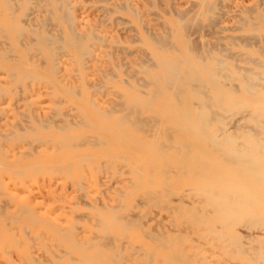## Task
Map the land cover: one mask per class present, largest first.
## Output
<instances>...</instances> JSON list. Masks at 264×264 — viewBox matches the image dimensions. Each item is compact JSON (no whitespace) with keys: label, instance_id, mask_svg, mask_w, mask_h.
<instances>
[{"label":"rangeland","instance_id":"374dc122","mask_svg":"<svg viewBox=\"0 0 264 264\" xmlns=\"http://www.w3.org/2000/svg\"><path fill=\"white\" fill-rule=\"evenodd\" d=\"M70 1L73 6L74 15L78 19L79 18L84 19L83 20L84 22L81 25H79L78 30L89 28L94 34L101 37L100 39L96 38L92 40L93 45H91L90 54L80 55L72 47L65 48V50L61 49L62 51L60 49L58 51L57 49L55 57L61 61L60 62L58 59H56V66H57L56 75L59 77V82L54 79V76L51 74L50 71H48L47 69L43 67L42 68L39 67V68H35V70L37 72L38 71L41 72V74L46 76L48 79L45 77H41L39 81L38 78L36 80H34V78L32 77L27 78L25 83L22 84V86H20L21 84L19 85V83L15 85H11L9 83L3 84L6 86H9V89L12 90L13 93H6L2 95V97L0 98V103H2L3 105L2 106L0 104V108H2V110L0 109V134H2L1 136L4 135V138H0V151L3 152V154L2 152L0 153V192H1L0 193V204L2 202V204L0 205V208H2L0 209V264H11V263L12 264H32V263L40 264L38 262L39 260L43 264H66V263L67 264H110V263L114 264L113 261L115 260L119 261V259H121V255L125 257L124 259L123 258L121 259L122 262L124 261L128 262L127 259H131L134 262L133 263L131 260H129L131 261L129 264H138V263L141 264L142 262L143 264H145V261H144L145 259H146V262L148 260L147 264H151V263L168 264L167 262H169V264H181V263L190 264V262L191 264H197V262L198 264H203V263L205 264H256V263L264 264V259L261 258L260 259L261 263H259L260 262L259 258H256L255 255H252L250 251L251 245L248 246L247 244H244V245H241L240 247V244L236 243L240 248H243L240 250L239 247H237V245L235 246V243L232 241L233 243L232 242L231 243L235 247H232V245H230L231 247L229 246L227 248L228 243L231 241L230 234L232 232L234 233V230L236 228L237 230L244 232L246 231V227L243 226L242 223H237L235 227L231 225L223 224L219 221L217 217H214L213 215L214 212L211 213L212 211H215L214 210L215 208L209 204L210 199H209V196L206 195L205 191L199 190V187H198L200 185V189H201V184L199 180L202 178L201 176L202 168L196 167L192 169L191 168L192 166L189 164V163L192 164L193 162H200L203 159L202 152H200L201 150L200 149V139L192 136L191 133L186 132L183 128L179 129V126H177L175 122H173V117L171 116V114L175 110H178L182 106L181 104H184L183 100L187 98V96L186 95L181 96L180 100L176 98L177 100L176 101L174 100L175 97L173 99V96L170 90L161 89L162 92L161 91L158 92V90L156 89L157 83L156 84L153 83L156 81V80H153L154 79L153 76L159 73L157 72L159 71V68H157L159 67L158 57H162L164 59L170 58L171 56L172 57L173 56L182 57L184 56V51L182 50V48H185L187 51L189 50L188 46H190L191 48L193 47V49L195 48V50H202L204 46L211 47L212 45H215V46L217 45L216 48L214 46L211 48L212 53L214 54L215 57H219L223 55L224 51L226 50L225 53L227 54H224V55H229V56L224 57L223 55L221 57L225 58L226 61H228V64L233 67L232 69L235 72H237L239 68L243 69L244 67L245 68L253 67V69L255 68V69L263 70V68L259 67L256 63L254 64L253 60L255 61L262 60L264 62V51H263L264 50V45H263L264 35L262 36V34H264V29H263L264 22H262L259 18H257V14H256L258 11H261V13L264 14V0H223V1H220V0H205V1L204 0H130L132 6H134V8L138 9L139 11L138 17L128 12H125L123 10H119L115 6V4L112 2V0H104V1L102 0L101 1H98V0H70ZM218 1L220 3L219 5L216 4L217 5L216 6L212 4L216 2L218 3ZM193 2L194 4L196 3L195 4L196 6L193 4ZM197 3L198 4L201 3V4L197 5ZM211 4L214 7H212ZM190 6H194L196 9H199L201 11L200 12L199 10L196 11L194 10L193 7H190ZM201 6L203 8L200 9ZM171 7L172 8L174 7V9H172ZM184 8H187L186 11ZM211 8L213 9L215 8L214 13L212 12L213 9ZM254 8H256V10ZM206 9L207 10L209 9V11L207 12ZM249 9L251 10L250 12H252L251 13L252 15L248 12ZM104 10H106L105 12L106 13L108 12L109 15H107L108 13L106 14L105 12H103ZM180 10H182L184 13ZM191 10H192V13H191ZM244 10H246L249 13L250 18L253 17V19L251 18L249 21H247V23L244 22L246 25L241 23V21L239 20L242 17V14H244L245 12ZM187 11H190V12L187 13ZM194 11L202 14V15L201 14L199 15L198 13V16H200V19L202 20L201 21L199 19L200 20L199 25H198V20H197L198 16L196 18V15H195L196 13ZM176 12L177 13L182 12L183 14L182 16H185V15L186 16L182 17L181 13L180 14L178 13L182 17L180 19L179 16L176 15L177 14ZM189 13L192 14L191 15L193 17L192 20L191 18L188 17L190 16L188 15ZM44 14L45 12L42 13V16H44ZM177 16L179 19L177 18ZM208 16H212V17L209 18ZM221 16H223V18H221ZM211 19H213L214 21ZM215 20H217L218 22ZM237 21L239 24L237 23ZM252 21L257 22L258 24L255 25ZM213 22H216V23H213ZM251 22H252V25H251ZM189 23H191L190 26H189ZM205 23H207L208 25L207 24L204 25ZM194 24L195 25L197 24L196 25L197 28L194 26ZM217 24L220 26H218ZM144 25H146L147 27L146 26L144 27ZM217 26L219 28L221 26L222 27L224 26L223 27L224 30L221 28V30L223 31L219 32L221 34L215 32L216 29L214 28L218 29ZM201 27L203 28V30ZM240 27H242V29L244 30H242ZM252 27H258V28L261 27L262 30L252 29L251 31ZM146 28H147L148 33L146 32ZM210 28L214 30H211ZM197 29L199 30V32ZM239 29L241 30L238 31ZM166 30L169 31L167 33L168 35L165 33ZM209 30L212 33H210ZM184 31H186V33ZM216 31L218 32L220 30L218 29ZM183 32L185 35L183 34ZM187 32L191 34V36ZM200 32L202 34H200ZM157 33L158 35L162 34L168 37H170L171 35L169 39L175 42V44L172 42L173 43V44L171 43L172 45L170 44L166 47H162L161 48L162 51H161L156 45H154L153 40L151 38V37L156 36ZM248 34L249 35L252 34V35L249 36ZM257 34L258 36H255ZM206 36H209V37H206ZM217 36L218 38H221V37L222 39L224 38L223 41L225 43L218 42V40L220 39L217 40L216 39ZM261 36L263 39L261 38ZM19 37L21 38L22 35L18 34V38ZM252 37L254 39L256 37V40H255L256 43L253 42L254 39ZM198 38L199 39L201 38L200 45L198 44L199 42ZM257 38L260 39V43ZM188 39H192L193 40V41L191 40L192 43H190V41H186ZM202 39H204V41ZM131 40L132 42L133 40H136V41L135 43L134 42L131 43L130 42ZM239 40L240 41L242 40L241 42L243 46L241 45V42ZM210 41H215V42H210ZM233 41L236 43H234ZM243 41L244 42L247 41L246 43L248 42L249 43L251 42V43L250 45H246ZM203 42L206 44L204 45ZM197 44L201 46L202 49L201 48L199 49V46ZM222 44H225L226 46H223ZM231 44H232V47H231ZM233 44H235L236 46ZM237 44L241 46L238 45L239 46L238 47ZM256 44H258L259 46L258 45L255 46ZM112 46L114 49L112 48ZM175 46L177 49L173 48ZM121 47H124L126 49L124 50V48H121ZM20 50H21L20 47H16L17 52H19ZM108 50H109V53L107 52ZM112 50H113V53H112ZM258 50L259 51L262 50L261 53ZM33 52L34 50H31L30 57L32 59V62H34L33 63L34 65L37 63H41L43 59L44 61L43 66L46 65V67L50 68L51 60H49V58L46 57L43 54V52L38 51L42 55L39 54L38 52H36V54ZM125 52L129 55L126 56ZM146 52L148 54H146ZM212 53L210 52L209 54L211 58L208 56L206 57V60L212 61L215 58ZM112 54H113V57H112ZM137 55H139L140 57H143L144 55L145 58L140 59V57ZM25 57L27 58V56ZM35 57H37L38 59ZM231 57H234V58L232 59ZM246 57L249 58L250 60L248 61ZM142 60L144 61L142 62ZM129 61H130V64H129ZM235 61H237V65H239L238 68L235 67L237 66L236 63L235 65L233 64V62ZM115 62L117 63V65L115 64ZM125 63L129 66H127ZM115 65L118 67H116ZM123 65L127 66L128 70ZM140 66L141 68L143 67L148 74L144 72L145 71L144 69L143 71L137 70V69H141ZM109 67L110 69H113L114 72L111 71ZM132 68H136V69L133 70ZM107 69H109L112 72L110 76H107L109 74H106V73H110V71H108ZM125 69L127 73H124ZM100 70L101 71L103 70L104 73L101 72ZM147 70H150V71H147ZM4 73L6 74L7 70L5 68L3 69L0 68L1 77L5 76ZM115 73L117 76L115 75L113 76V74ZM104 75H106L107 78L103 77ZM109 77H113V78H109ZM141 77L142 79L140 80ZM149 77L151 78L153 82L150 81ZM105 78L106 80L109 78L108 81L104 82ZM143 78L146 80L143 81ZM50 80L54 81L55 87L57 88L59 93L54 92L55 89L52 87L51 82L49 83ZM230 81L233 82V83L231 82L233 86H231L232 84L230 83ZM219 82L220 81L218 82L216 81L214 83L221 86L224 90H228V88L230 87H232L230 88L232 90L233 89L235 90L236 88V90L238 89L237 90L238 92L235 91L237 95L246 96V94L244 93L241 87L240 79H237V78L230 79L228 83L225 82V80H223L222 84L226 83L228 84V87L227 85L224 84L225 85L224 86ZM214 83H210V84L209 82L205 83V86L203 89L204 95L203 93L200 94V97L197 100L194 98H190V99L188 98V102L190 106L193 108L204 106V102H203L204 96L205 97L211 96V99H214L215 98V91H214L215 84ZM95 84L97 85L96 87L94 86ZM234 84H237V85L234 86ZM194 85L197 86V83H194ZM239 87H241V90ZM65 88H69L73 91H77L78 92L77 95L79 96H77L76 94H73V95L67 94L64 90ZM136 88H138L139 92L137 91ZM152 88L154 92L156 90L157 91L155 93L152 92ZM7 89L8 88H5V87L1 88V90H7ZM100 89L102 90L104 89L103 93L101 92ZM206 89L207 90L209 89L208 91L209 93L206 92ZM143 90L145 92H143ZM98 92H101V93H98ZM158 93L161 95H159ZM116 94L117 96H115ZM132 95L133 96L136 95L139 98V100H141V103H140L141 106L139 103H138L139 105L136 104L137 106L135 105L134 107H129V105L127 106V104H129L128 102L130 103L132 102V99H131ZM142 95H144V97ZM150 97H152V99ZM23 98L25 99L23 100ZM148 98H150L151 100V101L149 100V103H148ZM144 99L146 100V102ZM193 99L194 101H192ZM56 101L58 102V104ZM62 101L63 103L60 104V102ZM142 101L144 103H142ZM90 102L92 103V106L90 105L91 104ZM197 102L198 103L201 102L202 106L199 105L200 103L197 104ZM115 103H117L116 104L117 109L116 107L112 106ZM121 103L122 105H120ZM146 103L147 105L144 106ZM171 103L173 105H171ZM60 105L61 107H59ZM72 106H75V107H72ZM118 106H120V108H118ZM126 107L129 110L127 109L126 111ZM210 107L212 111L217 112L224 116H227L228 113L226 112L230 111L229 112L230 115L232 114L234 118L236 117V118L241 119V117H243L241 120L240 119L235 120L236 118L234 119L232 116H230L229 118H227L228 116L227 117L223 116L227 124V125L225 124V127H226V130L228 131L233 130L232 128L236 124L241 123V121L242 122L245 121L243 120L245 118L244 116L247 115V113L250 111L249 107L244 108L248 110L247 113L241 110V108L243 107H233L229 109V111L228 109L223 110L224 112L221 110L220 106L217 108L215 107V105H211ZM25 108L27 109V111L24 110ZM30 109H34V111L30 112ZM104 109L109 110V114L107 115L111 114L110 117L109 116L104 117V114L101 113V110L103 111ZM122 109L124 110L123 115L121 113ZM132 110L133 112L136 110V113L139 111L142 114V116L141 114L139 116V112L138 114L134 112V115H132L133 114ZM67 111H68V116H67V119H65L66 120L65 122L64 118H65V115H67L66 113ZM125 111L126 113H124ZM24 113L28 114L27 116L29 118L24 116L23 115ZM55 113H56V116H54ZM234 113L237 115H235ZM58 114H60L61 120L60 118H58L59 117ZM81 114L85 118H81L82 117ZM238 114L239 115L242 114V116H238ZM72 115L73 116L77 115V116L73 117ZM153 115L156 116L155 119L153 118L154 117ZM161 115L163 116V118H161L162 117ZM52 116H54L55 119L57 118L58 120L57 119L56 120L59 122L53 121L54 118ZM71 116H72V119H71ZM147 116L150 120H152V123L155 122L154 123L155 125L162 124L161 125L162 127L158 125L160 127L158 128V126L156 127L154 124L151 125V123H148L149 119L147 120L145 119ZM126 117L128 118V121ZM157 117L160 118L161 120L158 119ZM47 118L48 119L50 118V119L48 120ZM23 119L25 121H23ZM34 119L36 121H34ZM37 119L39 120L46 119L47 121L45 120L44 123L48 122L49 125L47 124H45L44 126H41L40 124L38 125L39 120ZM69 119H71L70 122H69ZM80 119L84 120V122L81 121ZM124 119H126L127 122H124L125 121ZM136 119L137 121L139 120V121H142L143 123L147 122V124L144 123L146 125L145 126L146 128L143 126L144 124H142L141 122L139 123L140 125L134 124ZM164 119L166 120V122H164L165 121ZM27 120H29L30 122ZM78 120L81 121V123L78 124L77 122ZM88 121L90 124L81 125L83 123H87ZM233 121H235L236 123ZM26 122H29V123H26ZM61 122H64L63 125L60 124ZM20 124L22 125V127ZM24 124H26L27 126L28 124L32 125V126H29L31 129ZM71 124L72 126H70ZM214 124L218 125V121L217 120L214 121ZM74 125L77 127H75ZM135 125H139V126L137 127ZM40 126L42 129L40 128ZM167 126L170 128L176 127L175 132H173L174 130L170 131L172 133V136L170 132H169L170 135L169 134H168L169 136L167 135V132L170 130V128L167 129L168 128ZM46 127L48 129H46ZM55 127H59L58 128L59 130H57ZM62 127H64L65 129ZM142 127H144V130H141ZM148 128H150L153 132L151 133V130ZM156 128L158 129L159 132L157 131ZM161 128L162 130H160ZM146 129L151 134L148 135V133H146L147 131ZM166 129L168 131L165 132L166 133V136H165L163 134H164V130ZM22 130L25 133L22 132ZM33 130H35L37 133L35 131L34 133ZM16 133L18 134L14 135ZM154 133L157 134V136ZM13 135L15 138L13 137ZM76 135H78L79 137ZM87 135L91 137H88ZM33 137L36 138V141L39 140L40 138L41 139L38 142H36L35 139H33ZM85 137L87 141L89 140L90 141L89 142L85 141L84 139ZM18 138L20 140H18ZM24 138L28 140L26 141L24 140ZM81 138H82L81 142H84V143L78 142ZM69 139L71 140V143H73L74 145L70 144ZM154 139L158 141V142L156 141L158 148L160 146L159 144L160 141L161 143L164 142L165 145L162 144L161 146L163 147L166 146L167 154H164L165 153L164 150H166V148L164 149L159 148L160 149V150L158 149L159 151L154 150L155 153L157 152V154L156 155L155 153L153 154L154 151L152 149L155 146ZM172 139L176 141L178 140L179 142L178 141H177L178 143L176 141L174 142V140ZM1 140H2V143H1ZM7 140H8V143H7ZM74 140H76V142H78L80 146L83 144L82 147H78L79 145L76 144V148H74L75 143H76L74 142ZM91 140L92 142H95V143L92 144ZM171 140H172V143H171ZM4 142H6L7 144ZM60 142H62V146L60 145L61 144ZM103 142H105L106 144H103ZM184 142H186L187 145H183L182 143ZM192 142L194 143L192 144ZM55 144H56V147H55ZM152 144L153 146H151ZM189 144L191 147L188 146ZM28 145H30V147ZM58 146L59 148L62 147L66 149L65 150L63 149L64 151L62 150V148L57 149ZM167 146L170 148H168ZM154 149H157V148L155 147ZM179 151L181 153H184V155L182 156V159L186 161L185 164H181L183 163V161H181L182 160L181 153L179 154ZM187 152L188 153L191 152L192 154L190 153L188 154ZM24 153L27 155V157ZM79 153H82L84 155L83 157H85L86 154H90L89 155L90 157L87 156V159L89 161L85 160L86 159L85 157L84 162H83V158H80L82 157V154L80 157L76 156ZM108 154H110V156ZM178 154L180 156H177ZM194 154H197V155L195 156ZM173 155L176 158H173L174 157ZM215 155L216 154H214L213 157L215 158L219 157L218 155L217 156ZM185 156L187 158H185ZM121 157L125 158L127 168L125 166L124 159L122 160ZM165 157L166 159L168 158L167 161H165ZM107 158L109 159V162ZM129 158H131V161ZM146 158H147V161H149L148 163L146 161ZM162 159H164L166 163L163 162ZM188 159L190 162H188ZM78 160H80V163L78 162ZM121 160L122 162H120ZM160 160H162V162ZM176 160L177 162L179 163L181 162V163L176 164ZM153 161L156 162L157 164H155ZM76 162H77V165H76ZM83 163L84 165H81ZM101 163L103 166L100 165ZM34 164L36 166L39 165L40 168L38 170L37 168L35 169V167L29 168V166H32ZM69 164H71V166H69ZM133 164L136 165L137 167L139 166V164L143 165L141 167L140 166L138 167V168H142V172L140 171L141 174L138 172L139 170H137L138 169L137 167L135 169V166ZM149 164H151L153 168L149 167ZM166 164L169 166L166 167ZM40 165H46V166L41 167ZM170 165L172 167L171 171L169 170L170 168H168L170 167ZM183 165L185 167H187L188 165L189 167L190 166L191 167L190 169L189 167L184 168ZM128 166L134 167V168H130ZM154 166H157L158 168H155ZM69 167H71L72 169L70 173L68 170L70 169ZM60 168L64 169V171ZM161 168H165V170L163 169V172H162ZM33 169L37 170L38 172L36 171V173H34ZM57 169L59 170L58 172H57ZM17 170L19 171L16 173ZM60 170L62 173H59ZM182 170H185V172L184 171L182 172ZM189 170L190 172H188ZM20 171H23V173H25L24 177L22 176L23 174L22 172L20 174ZM194 171L196 173H194ZM63 172H66V174H64ZM134 172H136L140 178ZM150 172H152L153 175L152 176L147 175V176L151 178L150 182L153 181L152 183H154V186L152 185V183L151 184L146 183L149 180V178L145 174H150ZM191 173L193 174V176H196V177L192 178L193 176ZM133 175L134 176L136 175V177H134ZM196 179H198L199 182L196 181ZM7 180L9 182H6ZM73 180L74 181L76 180L77 182L76 181L74 182ZM141 182L142 184L140 185L137 184V186L139 187L137 188L136 183H141ZM130 184L131 185L133 184V185L130 186ZM195 184L197 185L199 184V185L195 186ZM141 185L142 186L144 185V187L147 186L146 188L151 190L150 191L151 193L154 192V194H152L153 196H155L157 193L161 195V197L159 195L155 196L156 199L154 200L157 204L155 202L153 203L152 199H150L151 202L146 201L145 198L147 197L145 195L147 196L149 195L148 197H150L151 194L146 193L145 191L147 189H145L144 187L142 188ZM135 189H138V190L136 191ZM9 191H11V193ZM12 192H15V193H12ZM147 192L149 191L147 190ZM202 193L204 194L202 195ZM153 196L150 198H153ZM204 199H206V201H204ZM160 200H163V201L165 200L164 201L165 203L163 201L160 202ZM3 202H4V205H3ZM146 202H149L148 203L149 205L146 204ZM150 203L154 205L153 208ZM140 205L141 207L139 208ZM160 205L161 207L162 206L163 207L160 208ZM167 206L168 208H166ZM105 207H106L107 212L106 210H104ZM131 207L133 208L131 209ZM147 207H150V208H147ZM98 215L99 217L103 218V220H105L106 222L110 221L111 224L109 225L108 228H106L105 225L103 226V223L100 222L99 218L97 219ZM9 217H12V218H9ZM29 217L33 218V220L29 219ZM6 218L7 219L9 218V219L6 220ZM106 218H109V219L107 220ZM113 218L115 221H117L116 222L117 224L113 222L112 220ZM207 218L208 220H206ZM136 219H139L140 221L139 226L138 225L136 226L135 224L137 222ZM198 219H200V221H203L204 223L200 222ZM120 220L123 223L127 222V224L125 223V226L129 225V227H131L132 229L131 228L129 229V227L127 226L128 228L126 231L125 226H123L124 224L120 223ZM216 221H218V223ZM74 223L76 225H74ZM219 223L223 225H221L220 227ZM104 224H108V223H104ZM208 224H211V225H208ZM73 226L75 227V229ZM102 226L105 227L106 229H109L107 230L109 231V233ZM120 226H123L124 231H126V233H124L122 227ZM70 227H71V230L68 232L70 234L67 236L65 235L67 237V239L65 238L66 239L65 240L64 239L65 236L63 235L65 233V230H63V228L67 229L66 231H68ZM202 227L204 228V230L205 229L209 230L208 232L210 234L204 233L205 231L207 232V230L204 231ZM263 227L264 226L260 224V227L258 228H263ZM214 228L216 229L218 228L217 233H216V229ZM73 229L77 233L76 232L73 233ZM61 230H63L64 233ZM103 231H106V232H103ZM68 233L66 232L65 234H68ZM160 233H162V235H164L165 237H163ZM212 233L214 235H212ZM219 233H222L223 235L222 234L220 235ZM109 234L113 235L111 237H115V238H113L112 240ZM76 237H77V241L75 239ZM158 238H160L159 239L160 241L158 240ZM222 238H224L226 241H223V240L221 241ZM78 239L83 241L84 244H82L80 240H79L80 242L78 243ZM73 241L76 243H73ZM162 241H164L166 244L165 243L162 244ZM112 242H113V245H112ZM160 242H161V245H159ZM61 243L64 247L60 245ZM76 244L83 245V248L82 249L79 248L78 246L80 245L77 246ZM96 244H98L97 246L98 251H96V248H95L96 246L93 247V245H96ZM122 244H124V247ZM111 245H112V248H111ZM114 246L117 247L115 250L118 249L117 250L118 252L120 251V248H121V251H120L121 254H118L113 249ZM66 247L68 249L64 250L66 249ZM99 250L100 252H103V253H98ZM182 250H184L185 254H183L184 252H182ZM70 251H71V254H70ZM175 251H177L176 253L180 255V256L179 255L177 256L179 259L175 257L176 255ZM225 251H227V253H225ZM60 252H64L65 254L68 252L69 253L65 255L64 253H60ZM113 252H114V255H111L113 254ZM131 252L135 253V255L132 254ZM228 252L230 254L232 252L233 254L228 255ZM94 253L98 255L95 256L96 254L94 255ZM130 253L132 254V257ZM61 254L63 255V257ZM88 254L91 257H88L89 256ZM116 254L119 257L117 259H114L113 257L116 258L117 256ZM55 255L58 257L57 260H55L57 258ZM108 255H111V258ZM85 256L87 257V259H85ZM98 256H102V257L99 258ZM172 257H174L176 260H174ZM250 257H252L253 259L256 258L254 259L256 260V263L253 262L254 260ZM33 258H35V260L37 261H34ZM185 258L188 259V260L186 259L187 262L185 261ZM198 258L200 261L198 260ZM89 259L90 260L92 259V260L90 261ZM180 259L181 260L183 259L182 260L183 262H181ZM250 259H252L253 261ZM45 261L47 263H45Z\"/></svg>","mask_w":264,"mask_h":264},{"label":"bare ground","instance_id":"6f19581e","mask_svg":"<svg viewBox=\"0 0 264 264\" xmlns=\"http://www.w3.org/2000/svg\"><path fill=\"white\" fill-rule=\"evenodd\" d=\"M98 1H101V0H98ZM102 1H104V0H102ZM118 0H112V2L115 4V6L119 9V10H123V11H125V12H128V13H130V14H132V15H134V16H136V17H138V13H139V11H138V9H136V8H134V6H132V4H131V2H130V0H120V1H118ZM205 1V0H204ZM220 1H223V0H220ZM197 2V1H196ZM226 2V1H225ZM261 2V1H260ZM199 3V2H198ZM197 3V5H200V4H198ZM193 4H194V2H193ZM196 4V3H195ZM194 4V5H195ZM204 4V3H203ZM213 5H219L220 3H219V1H218V3L216 2V3H212ZM212 4H211V6H212ZM191 5V4H190ZM208 5V4H207ZM216 5V6H217ZM262 5V4H261ZM260 5V6H261ZM196 6V5H195ZM205 6V5H204ZM209 6V5H208ZM210 6V7H211ZM222 6V5H221ZM190 7H193L194 8V10H196V11H198L199 9H196L194 6H190ZM212 7H214V6H212ZM172 8V7H171ZM201 8H203L202 6L200 7V9ZM229 8V7H228ZM172 9H174V7L172 8ZM185 9V11H186V9L187 8H184ZM192 9V8H191ZM211 9H213V8H211ZM215 9V8H214ZM213 9V13H214V10ZM217 9V8H216ZM219 9V8H218ZM242 9V8H241ZM255 10H256V8H254ZM178 10V9H177ZM190 10V9H189ZM193 10V9H192ZM192 10H191V13H192ZM203 10V9H202ZM207 10V9H206ZM222 10V9H221ZM246 10H248V9H246ZM246 10H244L245 12H244V14H242V17L239 19L240 21H241V23H243V24H245V23H247V21H249L251 18L253 19V17H251L250 18V15H249V13L251 14L252 12H250L251 10L249 9V13L246 11ZM106 10H104L103 12H105ZM110 11V10H109ZM175 11H176V9H175ZM180 11H182V10H180ZM201 10H199V12H200ZM209 11V9L207 10V12ZM225 11V10H224ZM43 12H45V14H44V16H42V13ZM112 12V11H111ZM183 12V11H182ZM182 12H180L181 13V16L183 15L182 14ZM188 12H190V11H187V13ZM195 12V11H194ZM198 12V13H199ZM204 12V11H203ZM202 12V13H203ZM221 12V11H220ZM226 12V11H225ZM254 12V11H253ZM106 13V12H105ZM108 13V12H107ZM106 13V14H107ZM173 13H175V12H173ZM177 13V12H176ZM179 13V12H178ZM176 14V15H178L179 16V18L181 19L182 17H185V16H180L179 14ZM184 13V12H183ZM186 13V12H185ZM196 14V18H197V16H198V13L197 12H195ZM247 13H248V15H247ZM105 14V15H106ZM201 13H199V15H200ZM206 14V13H205ZM257 18H259L262 22H264V14H262L261 13V11H258L257 13ZM107 15H109V13L107 14ZM106 15V16H107ZM188 15H192V14H188ZM193 15H194V13H193ZM202 15V14H201ZM210 15V14H209ZM216 15V14H215ZM225 15V14H224ZM223 15V16H224ZM252 15V14H251ZM178 16H177V18H178ZM188 16L189 18H191V20L193 19V17L191 16ZM217 16V15H216ZM219 16H220V14H219ZM223 16H221V18H223ZM209 18H211L212 16H208ZM207 17V18H208ZM178 18V19H179ZM195 18V19H196ZM194 19V20H195ZM200 16H198V18H197V20H198V25L200 24L199 22H200ZM254 19H256V18H254ZM84 19L83 18H77L75 15H74V13H73V6H72V4H71V1L70 0H0V68H5L6 70H7V73L5 74V76L4 77H1L0 76V98L2 97V95H4V94H6V93H13V91L12 90H10L9 89V86H6V85H3V84H11V85H15V84H18L19 83V85L20 86H22V84H24L25 83V81H26V79L27 78H34V80H36L37 78L39 79V81H40V78L41 77H45V78H47L46 76H44L43 74H41V72H37L36 70H35V68H45V69H47L48 71H50L51 72V74L54 76V79L55 80H57L58 82H59V77L56 75V70H57V66H56V59H58V58H56L55 56H56V50L58 49V51H59V49L61 50H65V48H74L80 55H86V54H90V52H91V45H93L92 44V40L93 39H96V38H98V39H100L101 37L100 36H98V35H96V34H94L92 31H91V29H89V28H85V29H81V30H78L79 29V25H81L84 21H83ZM190 20V19H189ZM196 20V21H197ZM211 20H213V19H211ZM217 20H218V18H217ZM217 20H215V21H217ZM220 20V19H219ZM259 20V21H260ZM155 21V20H154ZM181 21V20H180ZM183 21V20H182ZM202 21V20H201ZM214 21V20H213ZM130 22V21H129ZM190 22V21H189ZM218 22V21H217ZM245 22V23H244ZM253 22V21H252ZM252 22H251V25H252ZM208 23V22H207ZM207 23H205L204 25H206ZM213 23H216V22H213ZM212 23V24H213ZM221 23V22H220ZM219 23V24H220ZM237 23H238V21H237ZM255 25L256 24H258L257 22H253ZM94 24V23H93ZM190 24L191 23H189V26H190ZM239 24V23H238ZM242 24V25H243ZM197 25V24H196ZM195 24H194V26L197 28V26H196ZM208 25V24H207ZM218 25V24H217ZM241 25V26H242ZM246 25V24H245ZM146 25H144V27H145ZM211 26V25H210ZM218 26H220V25H218ZM217 26V27H218ZM240 26V25H239ZM143 27V26H142ZM147 27V26H146ZM180 27V26H179ZM188 27V26H187ZM214 27V26H213ZM212 27V28H213ZM216 27V26H215ZM224 27V26H223ZM222 26L219 28L218 27V29L220 30V31H216V30H218L217 28H214V29H216L215 30V32L216 33H219V32H222L223 30H224V28H223ZM169 28H170V26H169ZM186 28V27H185ZM189 28V27H188ZM199 28V27H198ZM202 28V27H201ZM221 28L223 29V30H221ZM241 29H242V27H240ZM167 29V28H166ZM211 29V28H210ZM214 29H211V30H214ZM238 29V28H237ZM241 29H239L238 31H240ZM252 29H255V30H262V28L261 27H252L251 28V31H252ZM264 29V28H263ZM198 30V29H197ZM202 30H203V28H202ZM201 30V31H202ZM226 30V29H225ZM242 30H244V29H242ZM250 30V29H249ZM99 31V30H98ZM207 31V30H206ZM250 31V32H251ZM146 32H147V28H146ZM151 32V31H150ZM163 32H164V30H163ZM169 31H167L166 30V34L168 33ZM185 33H186V31H184ZM184 32H183V34H184ZM198 32H199V30H198ZM209 32L210 33H212L210 30H209ZM148 33V32H147ZM153 33V32H152ZM151 33V34H152ZM161 33V32H160ZM159 33V34H160ZM188 33V32H187ZM204 33V32H203ZM18 34H21L22 35V37L20 38H18ZM189 34V33H188ZM194 34V33H193ZM198 34V33H197ZM200 34H202L201 32H200ZM219 34H221V33H219ZM168 35V34H167ZM170 35V34H169ZM185 35V34H184ZM190 36H191V34H189ZM207 35V34H206ZM245 35V34H244ZM249 35V34H248ZM250 35H252V34H250ZM249 35V36H250ZM264 34H262V36H263ZM136 36V35H135ZM254 36V35H253ZM255 36H258V34L257 35H255ZM262 36H261V38H262ZM170 37H171V35H170ZM170 37H168V36H164V35H162V34H160V35H158V33H157V35L156 36H154V37H151L152 38V40H153V43H154V45H156L160 50H161V48L162 47H166V46H168V45H170L173 41L171 40V39H169ZM186 37H188V36H186ZM206 37H209V36H206ZM244 37V36H243ZM177 38V37H176ZM176 38H174V39H176ZM229 38V37H228ZM253 38V37H252ZM263 38H264V36H263ZM262 38V39H263ZM133 39V38H132ZM134 39H136V38H134ZM145 39V38H144ZM187 39V38H186ZM195 39V38H194ZM201 39V38H200ZM200 39L198 38V44L200 45L201 44V42H200ZM214 39H215V37H214ZM216 39L218 40V39H220V40H218V42H224L223 41V39H222V37L221 38H218V36L216 37ZM242 39V38H241ZM246 39V38H245ZM244 39V40H245ZM254 39V38H253ZM253 39H252V41H253ZM258 39V38H257ZM105 40V39H104ZM136 40H138V39H136ZM136 40H133V42L135 43V41ZM178 40V39H177ZM191 40L192 39H188V40H186V41H190V43H192L191 42ZM203 41H204V39H202ZM205 40H206V38H205ZM229 40V39H228ZM228 40H226V41H228ZM234 40V39H233ZM251 40V39H250ZM249 40V41H250ZM255 40H256V37H255V39H254V41L253 42H255ZM259 40V43H260V39H258ZM100 41V40H99ZM181 41V40H180ZM193 41V40H192ZM240 41V40H239ZM242 41V40H241ZM240 41V42H241ZM120 42V41H119ZM131 43H133L132 42V40L130 41ZM144 42V41H143ZM182 42V41H181ZM180 42V43H181ZM210 42H215V41H210ZM234 42V41H233ZM232 42V43H233ZM244 42V41H243ZM247 41H245L244 43L246 44V45H250V43L248 42V43H246ZM263 42H264V39H263ZM123 43V42H122ZM174 44H175V42H173ZM172 43V44H173ZM189 43V44H190ZM195 43H196V41H195ZM219 43V44H220ZM225 43V42H224ZM231 43V42H230ZM234 43H236V42H234ZM256 43V42H255ZM95 44V43H94ZM96 44H98V43H96ZM128 44V43H127ZM171 44V45H172ZM197 44V45H198ZM203 44L205 45L206 43H204L203 42ZM244 44V45H245ZM144 45V44H143ZM198 45V46H199ZM223 46H226L225 44H222ZM233 45H235V44H233ZM239 44H237V46H238ZM241 45H242V42H241ZM241 45H239V46H241ZM258 44H256L255 46H257ZM263 45H264V43H263ZM191 46H192V44H191ZM197 46V47H198ZM211 46V45H210ZM217 47V45L215 46V45H212L211 47H208V46H204L203 47V49L201 48V46H199V49L201 48L202 50H195V48L193 49V47L191 48L190 46H188V49L189 50H187L186 51V49L185 48H182V50L184 51V56H182V57H176V56H171L170 58H167V59H164V58H162V57H158V66L159 67H157V68H159V71H157V72H159L158 74H155L154 76H153V80H156L155 82H153L152 80H151V78H150V81H152L153 83H157V90H158V92L159 91H161V89H166V90H170V92H171V94H172V96H173V99H174V97H175V99L174 100H176V98L177 99H179L180 100V97L181 96H183V95H186L187 96V98H185L183 101H184V104H179L181 107L178 109V110H175L172 114H171V116L173 117V122H175V124L177 125V126H179V129L180 128H183L186 132H188V133H191V135L192 136H194V137H196V138H199L200 139V152H202V155H203V159L200 161V162H193L192 164L191 163H189L191 166V168L193 169V168H198V167H201L202 168V178L199 180L200 181V184H201V189H200V185L198 186L197 184H195V186L197 185L198 187H199V190H204L205 191V193H206V195H208L209 196V199H210V202L209 201H207V202H209V204L211 205V206H213L215 209V211H212L211 213H213L214 212V217H217L218 219H219V221L221 222V223H223V224H227V225H231V226H233V227H235V225L237 224V223H242V225L243 226H245L246 227V231H244V232H242V231H240V230H237V228L234 230V233L232 232L231 234H230V238H231V241L229 242V241H227V242H229L228 243V246H227V244H226V246H227V248L230 246V245H232V247H235L237 244H240V247H241V245H244V244H247L248 246L249 245H251L250 247H251V249H250V251H251V253H252V255H255V257L256 258H259V260L262 258V259H264V227L263 228H258V227H260V224H262L263 226H264V62L262 61V60H257V61H255V60H253L254 61V64L256 63L259 67H261V68H263V70L262 69H253V67L252 68H243V69H238V71L237 72H235L232 68V66H230L229 64H228V61H226V59L225 58H222L221 56H223L224 54H227V53H225L226 52V50L224 51V54L223 55H221V56H219V57H215L214 56V54L212 53V51H211V48L212 47ZM228 46V45H227ZM236 46V45H235ZM238 46V47H239ZM243 46V45H242ZM259 46V45H258ZM16 47H20L21 48V50L19 51V52H17L16 51ZM170 47V46H169ZM182 47H184V46H182ZM196 47V46H195ZM231 47H232V44H231ZM245 47V46H244ZM251 47V46H250ZM112 48H113V46H112ZM121 48H124V47H121ZM128 48V47H127ZM174 49H177L176 48V46L175 47H173ZM228 48V47H227ZM114 49V48H113ZM117 49V48H116ZM126 48H124V50H125ZM164 49V48H163ZM214 49V48H213ZM219 49V48H218ZM224 49V48H223ZM226 49V48H225ZM229 49H231V48H229ZM19 50V49H18ZM31 50H34V52L33 53H35L36 54V52H38V51H40V52H43V54L46 56V57H48L49 58V60H51V65H50V68H48V67H46V65L45 66H43V59H42V62L41 63H37V64H33L34 62H32V59H31V57H30V52H31ZM61 50V51H62ZM93 50H94V48H93ZM98 50V49H97ZM222 50V49H221ZM260 50V49H259ZM258 50V51H259ZM263 50V49H262ZM261 50V51H262ZM162 51V50H161ZM165 51V50H164ZM179 51V50H178ZM190 51V52H189ZM261 51H259L260 53H261ZM264 51V50H263ZM96 52V51H95ZM108 53H109V50L107 51ZM115 52V51H114ZM132 52V51H131ZM136 52V51H135ZM148 52V51H147ZM146 52V54H148ZM189 52V53H188ZM210 52L213 54V56L215 57L212 61H208V60H206V57H208L209 56V54H210ZM219 52H220V50H219ZM222 52V51H221ZM39 53V52H38ZM60 53V52H59ZM58 53V54H59ZM77 53V54H78ZM112 53H113V50H112ZM126 53V52H125ZM124 53V54H125ZM129 53V52H128ZM166 53V52H165ZM223 53V52H222ZM39 54H41V53H39ZM120 54V53H119ZM123 54V53H122ZM145 54V55H146ZM221 54V53H220ZM244 54H245V52H244ZM42 55V54H41ZM60 55V54H59ZM58 55V56H59ZM127 55H129V54H127L126 53V56ZM262 55V54H261ZM25 56H27V58L25 57ZM137 56H139V55H137ZM149 56V55H148ZM156 56V55H155ZM225 56H229V55H224V57ZM61 57V56H60ZM59 57V58H60ZM85 57V56H84ZM112 57H113V54H112ZM140 57V56H139ZM150 57V56H149ZM210 57V56H209ZM35 58H37V57H35ZM122 58V57H121ZM138 58V57H137ZM141 58H145V56L143 55V57H140V59ZM156 58V57H155ZM211 58V57H210ZM213 58V57H212ZM229 58V57H228ZM232 59L234 58V57H231ZM236 58V57H235ZM245 58V57H244ZM38 59V58H37ZM123 59H124V57H123ZM139 59V58H138ZM153 59V58H152ZM240 59V58H239ZM246 59H248V61L250 60L249 58H247L246 57ZM255 59V58H254ZM44 60H45V58H44ZM59 60V59H58ZM82 60V59H81ZM110 60V59H109ZM122 60V59H121ZM146 60H148V59H146ZM236 60V59H235ZM60 61V60H59ZM63 61V60H62ZM66 61V60H65ZM73 61V60H72ZM86 61V60H85ZM144 60H142V62H143ZM151 61V60H150ZM239 61H241V60H239ZM247 61V62H248ZM61 62V61H60ZM126 62V61H125ZM141 62V61H140ZM251 62V61H250ZM71 63V62H70ZM120 63V62H119ZM137 63H138V61H137ZM152 63V62H151ZM235 63H236V65H237V61H235V62H233V64L235 65ZM244 63H246V62H244ZM45 64V63H44ZM83 64H84V62H83ZM115 64L117 65V63L115 62ZM126 64V63H125ZM129 64H130V61H129ZM143 64V63H142ZM154 64V63H153ZM62 65V64H61ZM66 65V64H65ZM69 65V64H68ZM115 65V66H116ZM127 65V64H126ZM141 65V64H140ZM124 66V65H123ZM127 66H129V65H127ZM127 66H124L126 69H127ZM131 66V65H130ZM142 66V65H141ZM141 66H140V68H141ZM145 66V65H144ZM238 66L239 65H237V66H235V67H237L238 68ZM116 67H118V66H116ZM120 67V66H119ZM132 67V66H131ZM146 68V67H145ZM152 68V67H151ZM155 68V67H154ZM79 69V68H78ZM109 69H110V67H109ZM107 69L108 71H113V69ZM126 69H125V72L124 73H127L126 72ZM130 69V68H129ZM133 70H135L136 68H132ZM143 67L141 68V69H137V70H141V71H143ZM148 69H150V68H148ZM128 70V69H127ZM131 70V69H130ZM129 70V71H130ZM145 70V69H144ZM152 70V69H151ZM158 70V69H157ZM85 71V70H84ZM101 71V70H100ZM110 71V73H106V74H109V75H107V76H110L111 75V72ZM147 71H150V70H147ZM87 72V71H86ZM85 72V73H86ZM101 72H103L104 73V71L102 70ZM114 72V71H113ZM140 72V71H139ZM144 72H146V70L144 71ZM138 74V73H137ZM146 74H148L147 72H146ZM78 75V74H77ZM117 76L116 75V73L115 74H113V76ZM126 75V74H125ZM128 75V74H127ZM150 75V74H149ZM79 76V75H78ZM95 77V76H94ZM103 77H106V75H104ZM129 77V76H128ZM127 77V78H128ZM100 78V77H99ZM107 78V77H106ZM106 78H105V80H104V82L105 81H108V79L109 78H113V77H109L107 80H106ZM240 79L241 80V87H242V89H243V91H244V93L246 94V96H239V95H237L236 93H235V91H237L236 90V88H235V90L233 89H230V88H232V87H230V88H228V90H224L221 86H219L218 84H215L214 82H218V81H220L219 83H221L222 84V82H223V80H225V82H229V80L230 79ZM44 79V78H43ZM48 79V78H47ZM46 79V80H47ZM123 79V78H122ZM132 79V78H131ZM142 79V77L140 78V80ZM227 79V80H226ZM229 79V80H228ZM102 80V79H101ZM112 80V79H111ZM120 80V79H119ZM146 79H144L143 78V81H145ZM94 81V80H93ZM127 81V80H126ZM142 81V82H143ZM234 81V80H233ZM47 82V81H46ZM51 82V85H52V87L55 89L54 90V92L55 93H59V91L57 90V88L55 87V83H54V81H49V83ZM99 82V81H98ZM207 82H209V84L210 83H214L215 84V88H214V91H215V98L214 99H211V96L210 97H205L204 96V106H202V104H201V102H197V104H199V105H201L202 107H198V108H193V107H191L190 106V104H189V102H188V98L190 99V98H194V99H198L199 97H200V94H202L203 93V89H204V86H205V83H207ZM232 81H230V83H231ZM87 83V82H86ZM122 83V82H121ZM135 83V82H134ZM194 83H197V86H195L194 85ZM233 83V82H232ZM231 83V84H232ZM28 84V83H27ZM92 84V83H91ZM101 84V83H100ZM126 84V83H125ZM145 84V83H144ZM147 84V83H146ZM148 84H150V83H148ZM227 85V87H228V84H226V83H223L222 85ZM89 85H90V83H89ZM88 85V86H89ZM93 85V84H92ZM102 85H104V84H102ZM224 85V86H225ZM235 85H237V84H234V86ZM95 87L97 86L96 84L94 85ZM128 86V85H127ZM129 86H130V84H129ZM231 86H233V84L231 85ZM8 88L7 90H1V88ZM90 87V86H89ZM93 87V86H92ZM138 87V86H137ZM241 87H239L240 88V90H241ZM102 88V87H101ZM106 88V87H105ZM108 88H110V87H108ZM132 88V87H131ZM133 88H135V87H133ZM238 88V87H237ZM20 89V88H19ZM93 89H95V88H93ZM107 89V88H106ZM137 89V91H138V88H136ZM231 91H230V90ZM26 90V89H25ZM65 90V92L67 93V94H69V95H73V94H78V92L77 91H73V90H71V89H69V88H65L64 89ZM84 90V89H83ZM101 90V92L103 93V90L102 89H100ZM156 90V91H157ZM38 91V90H37ZM40 91V90H39ZM155 91V92H156ZM209 91V89L207 90L206 89V92L207 93H209L208 92ZM21 92V91H20ZM101 92H98V93H101ZM106 92V91H105ZM104 92V93H105ZM139 92V91H138ZM143 92H145L144 90H143ZM142 92V93H143ZM152 92H154L153 91V88H152ZM154 92V93H155ZM162 92V91H161ZM238 92V91H237ZM206 93V94H207ZM118 94V93H117ZM117 94L115 95V96H117ZM148 94V93H147ZM159 94V93H158ZM170 94V95H171ZM37 95V94H36ZM122 95V94H121ZM120 95V96H121ZM144 95H145V93H144ZM144 95H142L143 97H144ZM159 95H161V94H159ZM203 95H204V93H203ZM77 96H79V95H77ZM97 96H99V95H97ZM154 96V95H153ZM152 96V97H153ZM156 96V95H155ZM29 97H30V95H29ZM35 97V96H34ZM59 97H61V96H59ZM152 97H150L151 99H152ZM97 98V97H96ZM120 98V97H119ZM142 98V97H141ZM150 98H148V103H149V100H150ZM155 98V97H154ZM21 99H22V97H21ZM25 98H23V100H24ZM129 99V98H128ZM132 102L130 103V102H128L129 104H127V106L129 105V107H134L136 104L137 105H139L140 103H141V100H139V98L136 96V95H132ZM194 99L192 100V101H194ZM20 100V99H19ZM61 100H63V99H61ZM113 100V99H112ZM115 100H117V99H115ZM143 100V99H142ZM145 100V99H144ZM154 100V99H153ZM152 100V101H153ZM77 101V100H76ZM126 101V100H125ZM151 101V100H150ZM177 101V100H176ZM57 102V101H56ZM99 102V101H98ZM103 102V101H102ZM114 102V101H113ZM120 102V101H119ZM145 102H146V100H145ZM6 103V102H5ZM61 103H63V101L62 102H60V104ZM91 103V102H90ZM104 103V102H103ZM139 103V104H138ZM142 103H144L143 101H142ZM183 103V102H182ZM1 105H2V103H0ZM16 104V103H15ZM57 104H58V102H57ZM117 103H115L114 105H116ZM17 105V104H16ZM91 106H92V103L90 104ZM114 105H112L113 107H116V109H117V105L116 106H114ZM120 105H122V103L120 104ZM124 105V104H123ZM136 105V106H137ZM147 105V103L144 105V106H146ZM171 105H173L172 103H171ZM170 105V106H171ZM211 105H215V107H221V110L223 111V110H227L228 109V111H229V109H231V108H233V107H243V108H241V110L242 111H245V113H247V111L248 110H246V109H244L245 107H249L250 108V111L247 113V115H245L244 117V119L243 120H245V121H241V123H238V124H236L232 129L233 130H231V131H228V130H226V127H225V124H226V121H225V118L224 117H227V118H229L230 116H232V114L230 115V111L229 112H226V113H228V115L227 116H224V115H221V114H219V113H217V112H214V111H212V109H211ZM216 105H218V106H216ZM3 106V105H2ZM14 106V105H13ZM112 106H111V108H112ZM140 106H141V104H140ZM59 107H61V105L59 106ZM59 107H58V109H59ZM72 107H75V106H72ZM79 107V106H78ZM16 108V107H15ZM27 108V107H26ZM24 109L25 111H27V109ZM80 108V107H79ZM118 108H120V106H118ZM122 108V107H121ZM141 108V107H140ZM145 108V107H144ZM163 108V107H162ZM216 108V109H217ZM1 110H2V108H0ZM57 109V108H56ZM56 109H54V110H56ZM95 109V108H94ZM100 109V108H99ZM108 109V108H107ZM107 109H104L103 111L101 110V113L102 114H104V117H110L111 116V114L110 115H107V114H109V110H107ZM124 109V108H123ZM122 109V111H121V113H122V115H123V110ZM127 107H126V111H127ZM134 109V108H133ZM135 109H136V107H135ZM146 109V108H145ZM148 109V108H147ZM152 109V108H151ZM5 110V109H4ZM62 110V109H61ZM76 110V109H75ZM97 110V109H96ZM115 110V109H114ZM129 110V109H128ZM139 110V109H138ZM34 111V109H30V112H33ZM63 111V110H62ZM78 111V110H77ZM80 111V110H79ZM117 111V110H116ZM126 111L124 112V113H126ZM140 111V110H139ZM138 111V112H139ZM239 111V110H238ZM7 112V111H6ZM55 112V111H54ZM59 112V111H58ZM132 112H133V110H132ZM135 113H136V110L134 111ZM134 112H133V114L132 115H134ZM138 112L136 113V114H138ZM161 112V111H160ZM163 112V111H162ZM224 112V111H223ZM223 112H222V114H223ZM234 112V111H233ZM67 113V115H65V118H64V120L65 119H67V116H68V111L66 112ZM65 113V114H66ZM98 113V112H97ZM130 113H131V111H130ZM164 113V112H163ZM163 113H162V115H163ZM166 113H168V112H166ZM239 113V112H238ZM7 114V113H6ZM22 114V113H21ZM135 114V115H136ZM140 112H139V116H140ZM235 114V113H234ZM233 114V115H234ZM2 115H3V113H2ZM5 115V114H4ZM9 115V114H8ZM24 116H26V117H28L27 115L28 114H26V113H24L23 114ZM23 115H22V117H23ZM59 115V117L58 118H60V120H61V116H60V114H58ZM95 115H96V113H95ZM161 115V116H162ZM168 115V114H167ZM235 115H237V114H235ZM38 116V115H37ZM47 116H49V115H47ZM54 116H56V113H55V115ZM54 116H52L54 119H55V117ZM70 116V115H69ZM73 116V115H72ZM72 116H71V119H72ZM75 116H77V115H75ZM75 116H73V117H75ZM81 118H85V117H83V115L81 114ZM130 116V115H129ZM129 116H127V117H129ZM141 116H142V114H141ZM154 116V115H153ZM224 116V117H223ZM238 116H242V114L241 115H239L238 114ZM96 117V116H95ZM126 117V119H127V121H128V118ZM155 117L156 116H154L153 118L155 119ZM233 117V116H232ZM5 118V117H4ZM3 118V119H4ZM29 118V117H28ZM51 118V117H50ZM49 118V119H50ZM142 118V117H141ZM158 118V117H157ZM161 118H163V116L161 117ZM234 118V117H233ZM233 118H232V120H233ZM236 118V117H235ZM234 118V119H235ZM243 117H241V119H242ZM27 119V118H26ZM48 119V118H47ZM48 119V120H49ZM53 119V121H57L56 119L54 120ZM71 119H69V122L71 121ZM121 119H123V118H121ZM126 119H124L123 121L124 122H127L126 121ZM143 119H144V117H143ZM142 119V120H143ZM146 120L147 119H149L148 118V116L145 118ZM158 119H160V118H158ZM166 119V118H165ZM164 119V120H165ZM168 119V118H167ZM237 119H240V118H236L235 120H237ZM240 119V120H241ZM37 120H39V119H37ZM46 120V119H45ZM45 120H39V122H38V125L40 124L41 126H44L45 124H47V125H49L48 124V122L46 123H44V121ZM63 120V119H62ZM81 121H83L84 122V120H82V119H80ZM106 120V119H105ZM134 120H135V118H134ZM161 120V119H160ZM163 120V119H162ZM171 120V119H170ZM169 120V121H170ZM218 121V125H215L214 124V121ZM18 121V120H17ZM23 121H25L24 119H23ZM27 121H29V120H27ZM34 121H36L35 119H34ZM47 121V120H46ZM73 121V120H72ZM81 121H77L78 122V124L79 123H81ZM87 121V120H86ZM132 121V120H131ZM168 121V122H169ZM172 121V120H171ZM239 121V120H238ZM30 122V121H29ZM29 122H26V123H29ZM57 122H59V121H57ZM65 122H66V120H65ZM118 122H119V120H118ZM142 123V124H144V123H146L147 124V122H142V121H137V119H136V121L134 122V124H139V123ZM164 122H166V120L164 121ZM233 122H235V121H233ZM18 123V122H17ZM49 123H51V122H49ZM63 123L64 122H61L60 124L61 125H63ZM133 123V122H132ZM148 123H151V125L152 124H154L155 122H153L152 123V120H150L149 119V121H148ZM157 123V122H156ZM236 123V122H235ZM84 124H90L89 123V121L87 122V123H83V124H81V125H84ZM141 124V125H142ZM228 124H230V123H228ZM21 125V124H20ZM24 125H26V124H24ZM46 125V126H47ZM103 125V124H102ZM117 125H118V123H117ZM123 125V124H122ZM140 125V124H139ZM139 125H135V126H139ZM155 125V124H154ZM160 127H162L160 124H158ZM158 125H155L156 127L158 126ZM227 125V124H226ZM17 126V125H16ZM19 126V125H18ZM27 126V125H26ZM29 126H32V125H29L28 124V126L27 127H29ZM41 126H40V128H41ZM57 126H59V125H57ZM70 126H72V124L70 125ZM75 126V125H74ZM128 126V125H127ZM131 126V125H130ZM144 127L146 126L145 124L143 125ZM158 126V128H160ZM232 126H233V124H232ZM21 127H22V125H21ZM75 127H77V126H75ZM122 127V126H121ZM132 127H134V126H132ZM136 127V128H137ZM141 127V126H140ZM144 127H142V129L141 130H144ZM168 127V126H167ZM166 127V128H167ZM231 127V126H230ZM229 127V128H230ZM15 128V127H14ZM30 128V127H29ZM57 130H59L58 128L59 127H55ZM62 128H64V127H62ZM92 128V127H91ZM146 128V127H145ZM170 127H168L167 129H169ZM31 129V128H30ZM29 129V130H30ZM32 129H33V127H32ZM42 129V128H41ZM46 129H48L47 127H46ZM65 129V128H64ZM94 129V128H93ZM128 129V128H127ZM139 129V128H138ZM148 129H150V128H148ZM157 129V128H156ZM164 130V134L163 135H165L166 136V131H168V130ZM175 129H176V127L175 128H170V130L167 132V135L169 134V132L170 131H173V132H175ZM178 129V130H179ZM20 130V129H19ZM62 130V129H61ZM69 130V129H68ZM67 130V131H68ZM111 130H112V128H111ZM125 130V129H124ZM147 130V129H146ZM151 130V129H150ZM160 130H162V128L160 129ZM178 130H176V131H178ZM35 130H33V132H34ZM64 131H66V130H64ZM63 131V132H64ZM138 131V130H137ZM140 131V130H139ZM157 131H158V129H157ZM22 132H24L23 130H22ZM36 132V131H35ZM34 132V133H35ZM62 132V131H61ZM132 132V131H131ZM153 131L151 130V133H152ZM159 132V131H158ZM8 133H9V131H8ZM21 133V132H20ZM25 133V132H24ZM37 133V132H36ZM39 133V132H38ZM135 133V132H134ZM146 133H148V135L149 134H151V133H149V131L147 130L146 131ZM157 133V132H156ZM171 133V132H170ZM4 134V133H3ZM7 134V133H6ZM18 133H16V134H14V135H17ZM145 134V133H144ZM155 134V133H154ZM153 134V135H154ZM162 134V133H161ZM2 134H0V138H4V135L3 136H1ZM14 135H13V137H14ZM21 135V134H20ZM22 135H23V133H22ZM95 135V134H94ZM156 136H157V134H155ZM170 135V134H169ZM168 135V136H169ZM76 136H78V135H76ZM81 136V135H80ZM84 136V135H83ZM88 136V135H87ZM171 136H172V133H171ZM79 137V136H78ZM88 137H91V136H88ZM95 137V136H94ZM15 138V137H14ZM92 138H93V136H92ZM102 138V137H101ZM33 139H35V141H36V138H34L33 137ZM32 139V140H33ZM41 139V138H40ZM39 139V140H40ZM85 139V141H87L86 140V137L84 138ZM6 140V139H5ZM18 140H20L19 138H18ZM24 140H28V139H25L24 138ZM32 140H31V142H32ZM39 140H37L36 142H38ZM81 140H82V138L78 141L79 143H84V142H81ZM102 140V139H101ZM172 140H174V139H172ZM172 140H171V143H172ZM25 141V142H26ZM30 141V140H29ZM34 141V142H35ZM48 141V140H47ZM69 141H70V144H73V143H71V140L69 139ZM90 141V140H89ZM89 141H87V142H89ZM154 141H155V146H154V148L156 147L157 149H152L153 151L154 150H157V151H159L161 148H166V146L165 147H163V146H161L162 144H164V142L163 143H161V141H160V146H159V148H158V146H157V143H156V139H154ZM176 140H174V142H175ZM178 141V140H177ZM176 141V142H177ZM43 142V141H42ZM45 142V141H44ZM74 142H76V140H74ZM78 142H76L75 143V147L74 148H76V144H78ZM91 142H92V140H91ZM126 142V141H125ZM158 142V141H157ZM179 142V141H178ZM177 142V143H178ZM199 142V141H198ZM1 143H2V140H1ZM4 143H6V142H4ZM3 143V144H4ZM7 143H8V140H7ZM6 143V144H7ZM20 143V142H19ZM57 143V142H56ZM61 144V146H62V142H60ZM93 143H95V142H92V144ZM143 143V142H142ZM169 143V142H168ZM189 143V142H188ZM194 142H192V144H193ZM10 144H11V142H10ZM67 144V143H66ZM90 144V143H89ZM103 144H106L105 142H103ZM102 144V145H103ZM153 144H154V142H153ZM153 144L151 145V146H153ZM183 145H187V143L186 142H184V143H182ZM74 145V144H73ZM79 145V146H78ZM77 146L78 147H82V145L80 146V144H78ZM97 145V144H96ZM101 145V146H102ZM134 145V144H133ZM141 145V144H140ZM165 145V144H164ZM168 145V144H167ZM6 146V145H5ZM8 146V145H7ZM26 146H27V144H26ZM29 147H30V145H28ZM33 146H35V145H33ZM70 146V145H69ZM68 146V147H69ZM93 146H95V145H93ZM104 146V145H103ZM142 146V145H141ZM147 146V145H146ZM177 146H179V145H177ZM189 147H191L190 146V144L188 145ZM9 147V146H8ZM11 147V146H10ZM28 147V148H29ZM55 147H56V144H55ZM149 147V146H148ZM168 147V146H167ZM62 147H60L59 148V146H58V148L57 149H61ZM150 148V147H149ZM168 148H170V147H168ZM210 148V149H209ZM30 149V148H29ZM33 149V148H32ZM64 148H62V150H63ZM66 149V148H65ZM64 149V150H65ZM159 149V150H158ZM162 149V150H163ZM197 149V148H196ZM63 150V151H64ZM134 150H136V149H134ZM151 150V149H150ZM10 151V150H9ZM35 151V150H34ZM57 151V150H56ZM165 151V153L164 154H167V148H166V150H164ZM2 151H0V153H1ZM128 152V151H127ZM141 152V151H140ZM162 152V151H161ZM184 152V151H183ZM26 153V152H25ZM24 153V154H25ZM36 153V152H35ZM43 153V152H42ZM155 153V151L153 152V154ZM178 153V152H177ZM181 152L179 151V154H180ZM188 153V152H187ZM190 154H192L191 152H189ZM188 153V154H189ZM2 154H3V152H2ZM11 154V153H10ZM80 154V155H79ZM78 155H76V156H81V154L82 153H79ZM112 154V153H111ZM127 154V153H126ZM133 154V153H132ZM157 154V152L155 153V155ZM159 154V153H158ZM163 154V153H162ZM177 155V156H180V155ZM214 154H216L215 156H219L218 158H215V157H213L214 156ZM26 155V154H25ZM29 155H31V154H29ZM28 155V156H29ZM90 154H86L85 155V157H86V159H85V157H83L84 155L82 154V157H80V158H83V162H84V159L85 160H88L87 159V156H89ZM109 156H110V154H108ZM171 155V154H170ZM184 155V153H181V159H182V156ZM195 156L197 155V154H194ZM92 156H94V155H92ZM128 156V155H127ZM174 156V155H173ZM187 156V155H186ZM185 156V158H187ZM189 156V155H188ZM194 156V157H195ZM17 157V156H16ZM15 157V158H16ZM19 157V156H18ZM22 157V156H21ZM26 157H27V155H26ZM25 157V158H26ZM90 157V156H89ZM97 157V156H96ZM99 157V156H98ZM108 157V156H107ZM114 157V156H113ZM119 158V157H118ZM122 158V160L124 159V163H125V166H126V168H127V165H126V162H125V158H123V157H121ZM127 158V157H126ZM163 158H164V156H163ZM173 158H176L175 156L173 157ZM197 158V157H196ZM198 158H199V156H198ZM94 159V158H93ZM108 159V158H107ZM117 159V158H116ZM116 159H115V161H116ZM130 159V161H131V158H129ZM180 159V158H179ZM2 160V159H1ZM81 160V159H80ZM80 160H78V162L80 163ZM105 160H106V158H105ZM122 160L120 161V162H122ZM163 160V162H165V161H167L168 160V158L166 159V157H165V161H164V159H162ZM162 160H160L161 162H162ZM171 160V159H170ZM199 160V159H198ZM3 161V160H2ZM22 161V160H21ZM89 161V160H88ZM113 161H114V159H113ZM133 161V160H132ZM146 161H147V158H146ZM173 161V160H172ZM181 161H183V163H181V164H185L186 163V161H184V159H182ZM193 161V160H192ZM8 162V161H7ZM106 162V161H105ZM108 162H109V159H108ZM149 161H147V163H148ZM154 162V161H153ZM188 162H190L189 161V159H188ZM41 163V162H40ZM155 164H157L156 162H154ZM166 163V162H165ZM172 163V162H171ZM180 164L179 162H177V160H176V164ZM42 164V163H41ZM61 164V163H60ZM73 164V163H72ZM107 164V163H106ZM144 164V163H143ZM175 164V165H176ZM63 165V164H62ZM61 165V166H62ZM76 165H77V162H76ZM81 165H84V163L83 164H81ZM101 166H103L102 165V163L100 164ZM110 165V164H109ZM120 165V164H119ZM134 165V164H133ZM151 164H149V167H151V168H153V166L151 165ZM3 166H4V164H3ZM41 167L43 166H46V165H40ZM66 166V165H65ZM69 166H71V164H69ZM107 166V165H106ZM121 166V165H120ZM135 166V169H136V165H134ZM139 166L141 167V166H143L142 164H139ZM138 166V167H139ZM161 166V165H160ZM159 166V167H160ZM167 166H169V165H167L166 164V167ZM31 167H35V169L37 168V170L40 168L39 167V165L38 166H36L35 164L34 165H32V166H29V168H31ZM58 167V166H57ZM68 167V166H67ZM77 167V166H76ZM114 167V166H113ZM112 167V168H113ZM124 167V166H123ZM128 167H130V166H128ZM137 167V168H138ZM155 168H158L157 166H154ZM183 167L184 168H187V167H189V165L187 166V167H185L184 165H183ZM190 167H189V169H190ZM5 168H7V167H5ZM20 168V167H19ZM47 168V167H46ZM50 168V167H49ZM59 168V167H58ZM64 168V167H63ZM66 168V167H65ZM70 169H68L69 170V173H70V171H72V169H71V167H69ZM130 168H134V167H130ZM150 168V169H151ZM168 168H170L169 170L171 171L172 170V167H171V165H170V167H168ZM35 169H33V172L34 173H36V171L37 170H35ZM60 169H62V168H60ZM81 169V168H80ZM119 169V168H118ZM122 169V168H121ZM163 169L165 170V168H161V170H162V172H163ZM63 171H64V169H62ZM137 170H139L138 172L140 173V171L142 172V168H138ZM137 170H135V171H137ZM154 170V169H153ZM188 170V169H187ZM197 170V169H196ZM3 171V170H2ZM19 170H17L16 171V173L18 172ZM25 171V170H24ZM59 170L57 169V172H58ZM81 171V170H80ZM84 171V170H83ZM87 171V170H86ZM118 171V170H117ZM133 171H134V169H133ZM149 171V170H148ZM169 171V172H170ZM185 172V170H182V172ZM21 172L23 173V171H20V174H21ZM38 172V171H37ZM54 172V171H53ZM116 172V171H115ZM121 172V171H120ZM188 172H190V170L188 171ZM34 173H32V174H34ZM59 173H62L61 172V170H60V172ZM64 174H66V172H63ZM117 173V172H116ZM132 173V172H131ZM138 177H139V175L136 173V172H134ZM171 173V172H170ZM187 173V172H186ZM194 173H196L195 171H194ZM15 174V173H14ZM24 174L25 173H23L22 174V176L24 177ZM127 174V173H126ZM130 174V173H129ZM141 174V173H140ZM143 174H144V172H143ZM169 174V173H168ZM188 174V173H187ZM192 174V173H191ZM198 174V173H197ZM114 175V174H113ZM132 175V174H131ZM136 175L134 176V177H136ZM146 176L147 175H149V176H152L153 174H152V172H150V174H145ZM190 175V174H189ZM27 176V175H26ZM149 176H147L148 178H149ZM191 176V175H190ZM192 176H193V174H192ZM133 177V178H134ZM143 177V176H142ZM194 177H196V176H193L192 178H194ZM198 177V176H197ZM73 178V177H72ZM83 178V177H82ZM140 178V177H139ZM141 180V179H140ZM150 180H151V178H149V182L147 181L146 183H152V182H150ZM74 181V180H73ZM76 181V180H75ZM74 181V182H75ZM121 181V180H120ZM136 181V180H135ZM196 181H198V179H196ZM198 181V182H199ZM6 182H9L8 180L6 181ZM77 182V181H76ZM80 182V181H79ZM127 183H129V182H127ZM131 183V182H130ZM134 183V182H133ZM145 183V184H146ZM164 183V182H163ZM162 183V184H163ZM12 184V183H11ZM84 184V183H83ZM137 184L138 185H140V184H142V182L141 183H136V186H137ZM144 184V183H143ZM149 184V185H150ZM192 184V183H191ZM8 185V184H7ZM133 185V184H132ZM131 184H130V186H132ZM152 185L154 186V183H152ZM133 187H135V186H133ZM141 187L143 188L144 187V185L142 186L141 185ZM140 187V188H141ZM147 187V186H146ZM146 187H144L145 189H147ZM9 188V187H8ZM130 188V187H129ZM137 188H139L138 186H137ZM141 188V189H142ZM151 188V187H150ZM79 189V188H78ZM9 190V189H8ZM84 190V189H83ZM83 190H82V192H83ZM124 190V189H123ZM136 191L138 190V189H135ZM140 190V189H139ZM147 190L149 191V192H147ZM145 192L146 193H150L151 195H150V197H152L153 195L152 194H154V192H150L151 190H149V189H147ZM157 190V189H156ZM10 193H11V191H9ZM16 192V191H15ZM15 192H12V193H15ZM157 192V191H156ZM170 192V191H169ZM1 193V192H0ZM4 193V192H3ZM6 193V192H5ZM88 193V192H87ZM126 193V192H125ZM125 193H123V194H125ZM141 193V192H140ZM82 194V193H81ZM198 194H199V192H198ZM204 193H202V195H203ZM3 195V194H2ZM9 195V194H8ZM86 195V194H85ZM156 195H159V193H157ZM155 195V196H156ZM189 195H191V194H189ZM147 198H145L146 199V201H149V202H151V200L150 199H152V202L154 203L155 202V200L154 199H156V197L155 196H153V198H150V197H148L147 195H145ZM160 197H161V195H159ZM195 196V195H194ZM198 196V195H197ZM208 196H207V198H208ZM11 197V196H10ZM127 197H128V195H127ZM134 197V196H133ZM155 197V198H154ZM164 197H165V195H164ZM201 197V196H200ZM200 197H199V199H200ZM204 197V196H203ZM137 198H138V196H137ZM136 199V198H135ZM161 199V198H160ZM138 200V199H137ZM154 200V201H153ZM158 200V199H157ZM3 201V200H2ZM7 201V200H6ZM161 201H163V200H160V202ZM165 201V200H164ZM163 201V202H164ZM204 201H206V199H204ZM149 202H146V204H148ZM159 202V203H160ZM117 203V202H116ZM115 203V204H116ZM120 203V202H119ZM138 203V202H137ZM136 203V204H137ZM142 203V202H141ZM144 203H145V201H144ZM156 203V202H155ZM165 203V202H164ZM1 204H2V202H1ZM0 204V205H1ZM143 204V203H142ZM151 204V203H150ZM157 204V203H156ZM203 204H205V203H203ZM3 205H4V202H3ZM138 205V204H137ZM149 205V204H148ZM18 206V205H17ZM117 206V205H116ZM131 206V205H130ZM151 206H152V208H153V206L154 205H152L151 204ZM158 206V205H157ZM172 206V205H171ZM141 207V205L139 206V208ZM163 207V206H162ZM161 207V205H160V208H162ZM133 207H131V209H132ZM135 208V207H134ZM147 208H150V207H147ZM157 208V207H156ZM166 208H168V206L166 207ZM173 208V207H172ZM171 208V209H172ZM0 209H2V208H0ZM117 209H119V208H117ZM144 209V208H143ZM104 210H106V207L104 208ZM112 210V209H111ZM147 210V209H146ZM4 211V210H3ZM131 211V210H130ZM106 212H107V210H106ZM117 212H119V211H117ZM138 212V211H137ZM1 213H2V211H1ZM22 213V212H21ZM36 213V212H35ZM130 213V212H129ZM134 213V212H133ZM7 214V213H6ZM25 214V213H24ZM147 214V213H146ZM8 215H10V214H8ZM97 215V214H96ZM111 215H112V213H111ZM134 215V214H133ZM144 215H145V213H144ZM207 215V214H206ZM30 216V215H29ZM205 216V215H204ZM8 217V216H7ZM108 217V216H107ZM131 217V216H130ZM145 217V216H144ZM9 218H12V217H9ZM8 218V219H9ZM100 219V222H102L103 223V226L105 225L106 226V228H108L109 227V225L111 224L110 223V221L109 222H106L105 220H103V218H101V217H99V215H98V217H97V219ZM126 218H128V217H126ZM125 218V219H126ZM143 218V217H142ZM210 218V217H209ZM7 218H6V220H8ZM25 219V218H24ZM28 219V218H27ZM29 219H31V220H33V218H31V217H29ZM107 220L109 219V218H106ZM197 219V218H196ZM101 220H103V221H101ZM113 220V222H117V221H115L114 220V218L112 219ZM137 220V222L135 223L136 224V226L138 225H140V221H139V219H136ZM141 220V219H140ZM199 221H200V219H198ZM206 220H208V218L206 219ZM128 221V220H127ZM134 221V220H133ZM138 221H139V223H138ZM195 221V220H194ZM198 221V222H199ZM75 222V221H74ZM77 222V221H76ZM125 222V221H124ZM135 222V221H134ZM200 222H203V221H200ZM213 222H214V220H213ZM217 223H218V221H216ZM104 223H108V224H104ZM120 223H122V224H124L123 226H125V223L127 224V222H125V223H123L121 220H120ZM204 223V222H203ZM221 223H219L220 225V227H221V225H223V224H221ZM8 224V223H7ZM17 224V223H16ZM71 224H73V223H71ZM117 224V223H116ZM74 225H76L75 223H74ZM108 225V226H107ZM115 225V224H114ZM208 225H211V224H208ZM215 225V224H214ZM69 226H71V225H69ZM102 226V227H103ZM123 226H120V227H122V229H123V231H124V228H123ZM128 227H129V225H127ZM127 226H125V229H126V231H127ZM133 226V225H132ZM213 226V225H212ZM257 226V227H256ZM74 227V226H73ZM114 227V226H113ZM118 227V226H117ZM134 227H135V225H134ZM66 228V227H65ZM69 228V227H68ZM77 228V227H76ZM106 231L107 230H109V229H106L105 227H103ZM131 227H129V229H130ZM203 228V227H202ZM227 228V227H226ZM255 228H257V229H255ZM59 229V228H58ZM61 229V228H60ZM74 229H75V227H74ZM74 229H73V233L74 232H76V231H74ZM113 229V228H112ZM132 229V228H131ZM135 229V228H134ZM214 229H216V228H214ZM218 229V228H217ZM216 229V233H217V230ZM63 230H65V233L67 232H69L70 230H71V227H70V229L68 230V231H66L67 229H64L63 228ZM63 230H61L62 232H63ZM203 230H204V228H203ZM205 230H207V229H205ZM204 230V231H205ZM219 230H221V229H219ZM225 230V229H224ZM223 230V231H224ZM60 231V232H61ZM106 231H103V232H106ZM119 231V230H118ZM126 231H124V233H126ZM203 231V232H204ZM209 230H207V232L205 231L204 233H206V234H208L209 232H208ZM235 231H236V233H235ZM108 233H109V231H107ZM122 232V231H121ZM64 233V232H63ZM63 234L64 236L66 235H69L70 233H68V234ZM72 233V234H73ZM77 233V232H76ZM149 233H150V231H149ZM71 234V235H72ZM79 234V233H78ZM104 234V233H103ZM107 234V233H106ZM155 234V233H154ZM158 234V233H157ZM161 235H162V233H160ZM164 234V233H163ZM210 234V233H209ZM220 235L222 234V233H219ZM75 235V234H74ZM110 235V234H109ZM127 235V234H126ZM152 235V234H151ZM203 235V234H202ZM212 235H214L213 233H212ZM223 235V234H222ZM64 237V239L66 238L67 239V237ZM76 236V235H75ZM103 236V235H102ZM105 236V235H104ZM111 236H113V235H110V237ZM125 236V235H124ZM163 237H165L164 235H162ZM208 236V235H207ZM210 236V235H209ZM149 237V236H148ZM154 237V236H153ZM162 237V238H163ZM220 237V236H219ZM218 237V238H219ZM222 237H224V236H222ZM100 238H102V237H100ZM113 238H115V237H111V239L113 240ZM117 238V237H116ZM128 238V237H127ZM166 238H167V236H166ZM169 238V237H168ZM217 238V239H218ZM65 239V240H66ZM76 239V241H77V237L75 238ZM81 239V238H80ZM80 239H78V243L81 241ZM104 239V238H103ZM122 239V238H121ZM160 238H158V240H159ZM171 239V238H170ZM177 239V238H176ZM80 240V241H79ZM126 240V239H125ZM152 240V239H151ZM163 240H165V239H163ZM167 240V239H166ZM169 240V239H168ZM178 240H180V239H178ZM220 240V239H219ZM226 241L224 238H222L221 239V241ZM160 241V240H159ZM216 241V240H215ZM235 243V246L232 244L233 242ZM82 242V244H84L83 243V241H81ZM114 242V241H113ZM113 242H112V245H113ZM168 242V241H167ZM170 242H171V240H170ZM232 242V243H231ZM73 243H76V242H74L73 241ZM108 243V242H107ZM156 243V242H155ZM165 242L164 241H162V244H164ZM226 243V242H225ZM237 243V244H236ZM255 243V244H254ZM93 244V243H92ZM109 244V243H108ZM166 244V243H165ZM257 244H258V246H257ZM61 246H63L62 245V243L60 244ZM77 245V244H76ZM78 245H80V244H78ZM77 245V246H78ZM91 245V244H90ZM90 245H88V246H90ZM112 245H111V248H112ZM123 245V247H124V244H122ZM159 245H161V242H160V244ZM219 245V244H218ZM74 246V245H73ZM81 246V247H80ZM80 246H78L79 248H83V245H80ZM87 246V247H88ZM96 246V247H95ZM97 246H98V244H96V245H93V247H95L96 248V251H98L97 250ZM100 246V245H99ZM260 246V247H259ZM64 247V246H63ZM86 247V248H87ZM92 247V246H91ZM90 247V248H91ZM106 247H107V245H106ZM118 247H119V245H118ZM165 247H167V246H165ZM169 247V246H168ZM231 247V246H230ZM237 247H239L238 245H237ZM239 247V249L241 250V249H243V248H240ZM243 247V246H242ZM61 248V247H60ZM104 248H105V246H104ZM117 247H115L114 246V250L116 249ZM127 248V247H126ZM134 248V247H133ZM136 248V247H135ZM64 249V248H63ZM68 248L66 247V249H64V250H67ZM89 249V248H88ZM226 249V248H225ZM62 250V249H61ZM86 250V249H85ZM106 250V249H105ZM109 250V249H108ZM113 250V251H114ZM118 250V249H117ZM117 250H115L118 254H121L120 253V251H121V248H120V251L118 252ZM125 250H127V249H125ZM228 250V249H227ZM234 250H235V248H234ZM245 250V249H244ZM63 251V250H62ZM101 251H102V249H101ZM110 251V250H109ZM114 251V252H115ZM130 251H132V250H130ZM239 251V250H238ZM66 252V251H65ZM81 252H83V251H81ZM114 252H113V254H111V255H114ZM177 251H175V257L177 258V259H179L177 256L179 255V254H177L176 253ZM182 252H184V250H182ZM60 253H64V252H60ZM69 253V252H68ZM68 253H66V254H68ZM79 253V252H78ZM98 253H103V252H100V250H99V252ZM127 253H129V252H127ZM132 253V252H131ZM130 253V254H131ZM150 253V252H149ZM225 253H227V251H225ZM239 253V252H238ZM247 253H248V251H247ZM59 254V253H58ZM57 254V255H58ZM65 254V253H64ZM65 254V255H66ZM70 254H71V251H70ZM96 253H94V255H95ZM132 254H134L135 255V253H132ZM132 254H131V257H132ZM183 254H185V252L183 253ZM230 253L228 252V255H229ZM231 254H233L232 252H231ZM230 254V255H231ZM62 255V254H61ZM89 255V254H88ZM98 254H96L95 256H97ZM102 255V254H101ZM111 255H108V256H110V258H111ZM117 255V254H116ZM126 255H128V254H126ZM133 255V256H134ZM142 255V254H141ZM152 255H153V253H152ZM227 255V256H228ZM236 255V254H235ZM56 256V255H55ZM128 256H130V255H128ZM180 256V255H179ZM31 257V256H30ZM57 257V256H56ZM62 257H63V255H62ZM88 257H91L90 255L88 256ZM99 258L100 257H102V256H98ZM113 257V256H112ZM119 256L117 255L116 256V258L115 257H113L114 259H117ZM137 257V256H136ZM248 257V256H247ZM109 258V259H110ZM112 258V259H113ZM124 259L125 257H123L122 255H121V259ZM138 258V257H137ZM146 258V257H145ZM174 260H176L174 257H172ZM250 258H252V257H250ZM256 258H254V259H256ZM34 259V261H37V260H35V258H33ZM54 259H55V257H54ZM58 259V257L55 259V260H57ZM85 259H87V257L85 256ZM121 259H119V261L118 260H115V261H113L114 262V264H117V263H119V264H122V263H124V264H129L132 260L131 259H127L128 260V262H122V260ZM143 259H144V257H143ZM187 258H185V261L187 262V260H186ZM202 259H203V257H202ZM253 259V258H252ZM252 259H250V260H252ZM253 259V260H254ZM32 260V259H31ZM59 260H60V258H59ZM90 260V259H89ZM92 260V259H91ZM90 260V261H91ZM129 260H131V261H129ZM181 260V259H180ZM183 260V259H182ZM181 260V262H183ZM198 260H199V258H198ZM252 260V261H253ZM10 261V260H9ZM96 261V260H95ZM117 261V262H116ZM120 261H121V263H120ZM135 261V260H134ZM145 261V264H147L148 263V260H147V262H146V259L144 260ZM179 261V260H178ZM184 261V262H185ZM191 261V260H190ZM200 261V260H199ZM32 262V261H31ZM40 264L42 263L40 260L38 261ZM37 262V263H38ZM59 262V261H58ZM133 262V261H132ZM137 262V261H136ZM174 262V261H173ZM180 262V261H179ZM202 262H203V260H202ZM245 262V261H244ZM250 262V261H249ZM253 262H255L256 263V260H254ZM25 263V262H24ZM45 263H47L46 261H45ZM81 263V262H80ZM106 263V262H105ZM134 263V262H133ZM168 264H169V262H167ZM246 263V262H245ZM252 263V262H251ZM259 263H261V260H260V262ZM12 264V263H11ZM33 264V263H32ZM35 264V263H34ZM43 264V263H42ZM67 264V263H66ZM111 264V263H110ZM139 264V263H138ZM141 264H143V262L141 263ZM151 264H153V263H151ZM181 264H183V263H181ZM190 264H191V262H190ZM197 264H198V262H197ZM203 264H205V263H203ZM257 264V263H256Z\"/></svg>","mask_w":264,"mask_h":264}]
</instances>
